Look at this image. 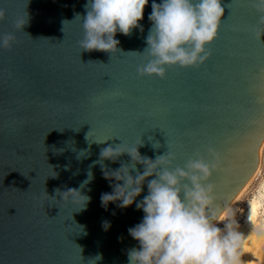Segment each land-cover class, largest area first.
Segmentation results:
<instances>
[{
	"label": "water",
	"instance_id": "obj_1",
	"mask_svg": "<svg viewBox=\"0 0 264 264\" xmlns=\"http://www.w3.org/2000/svg\"><path fill=\"white\" fill-rule=\"evenodd\" d=\"M87 2L0 0L7 11L0 35H15L10 50L0 48V264H94L89 260L97 255L96 264H128V250L139 247L128 229L142 221L136 203L154 177L131 206L117 201L106 209L101 196L117 181L98 161L109 145L143 141L141 156L154 160L170 151L181 167L197 150L208 158L207 148H216L223 169L211 179L221 203L257 166L264 36H255L253 0H221L225 13L209 58L198 67L170 66L163 79L137 71L151 59L137 52L147 47L153 0L139 22L143 31L117 32L120 51L113 54L80 49L84 29L75 17L86 15ZM18 18L27 21L21 30ZM130 163L127 153L104 160L109 171ZM70 188L91 198L86 207L78 210L79 199L56 193Z\"/></svg>",
	"mask_w": 264,
	"mask_h": 264
},
{
	"label": "clouds",
	"instance_id": "obj_2",
	"mask_svg": "<svg viewBox=\"0 0 264 264\" xmlns=\"http://www.w3.org/2000/svg\"><path fill=\"white\" fill-rule=\"evenodd\" d=\"M148 3L149 0H88L84 5L86 15L75 17L82 20L84 29V37L78 41L80 49L119 52L117 32L127 36L134 28L143 31L139 22L144 18ZM253 7L258 13L255 36L261 40L264 0H253ZM151 8L148 19L152 26L146 37L147 47L137 52L151 59L138 67L139 75H156L163 79L170 66L198 67L209 58L211 51L207 46L218 37L225 13L221 0H162L161 3L153 0ZM6 16V9L0 7V21ZM26 23L24 18H18L15 26L21 30ZM14 42L13 33L0 35V48L10 50ZM142 143L128 148L122 144L109 145L101 149L98 161L105 177L117 181L111 193L101 196L106 209L110 202L117 201L119 208L131 206L143 191L145 180L154 177L147 180L148 194L136 203V208L144 212L143 219L128 229L131 237L139 242V247L128 250V264H249L246 255L257 259L254 253L247 251L246 244L253 234L264 238V178H259L251 191L242 187L221 203L217 185L211 179L214 172L223 169L222 156L216 148H207L208 158L197 150L181 167L174 165L176 157L170 151L157 155L154 160L141 156L138 146ZM125 153L131 157L130 164L111 171L104 165V160L115 162ZM137 163L144 166L142 173L137 170ZM132 171L136 172L135 176ZM91 179L89 172L84 184ZM56 193L73 203L79 199L82 206L78 210L86 207L91 199L76 188L64 192L57 189ZM240 201L247 205L246 214L240 213L245 217L247 232L241 230L238 209L233 206V202ZM110 226L108 221L103 223L105 230ZM101 258L97 255L89 261L96 264Z\"/></svg>",
	"mask_w": 264,
	"mask_h": 264
},
{
	"label": "bare ground",
	"instance_id": "obj_3",
	"mask_svg": "<svg viewBox=\"0 0 264 264\" xmlns=\"http://www.w3.org/2000/svg\"><path fill=\"white\" fill-rule=\"evenodd\" d=\"M258 158H259V167L256 166L255 171L251 175V177L247 180V182L243 185V188L247 190L253 179L261 172L264 173V139L262 140L261 144L259 145L258 148ZM258 164V162H257ZM261 176L260 178H264V176ZM234 204V202H233ZM246 208L243 210V213L246 214ZM241 230L247 232L248 231V226L245 224V217L242 215L241 221ZM264 247V238H258L256 237L255 234H253L249 241L246 244V249L249 253H254L257 259H253L251 255H246L245 260L249 262V264H256L257 260L260 257L261 251L263 250Z\"/></svg>",
	"mask_w": 264,
	"mask_h": 264
},
{
	"label": "rangeland",
	"instance_id": "obj_4",
	"mask_svg": "<svg viewBox=\"0 0 264 264\" xmlns=\"http://www.w3.org/2000/svg\"><path fill=\"white\" fill-rule=\"evenodd\" d=\"M263 171H261L251 182V184L249 185V187L247 188L248 191H251L252 189L255 188L256 186V182L257 180L260 178L261 173ZM234 207H236L238 209V215H237V219L239 221H241L242 215H240V213H243V210L245 209V207L247 206L246 203L244 201H240V202H234L233 204ZM222 227V225H220ZM264 261V247L263 250L261 251L260 257L257 260L256 264H261V262Z\"/></svg>",
	"mask_w": 264,
	"mask_h": 264
}]
</instances>
